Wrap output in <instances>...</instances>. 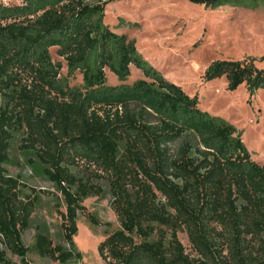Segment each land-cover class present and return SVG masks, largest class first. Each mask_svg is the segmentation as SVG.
Instances as JSON below:
<instances>
[{"label": "trees", "instance_id": "trees-1", "mask_svg": "<svg viewBox=\"0 0 264 264\" xmlns=\"http://www.w3.org/2000/svg\"><path fill=\"white\" fill-rule=\"evenodd\" d=\"M206 7L247 5L259 0H188ZM107 2L23 0L0 3V264H32L23 240L38 194L22 196L24 182L8 173L13 133L24 129L26 147L36 150L43 174L62 195L64 238L55 244L36 235L42 256L66 263L82 257L74 237L79 213L94 224L84 200L101 187L76 176L70 164L83 161L107 177L111 206L121 228L99 244L114 264H264V163L256 161L238 128L200 107L198 96L139 54L134 42L105 22ZM63 57L69 75L79 71L84 88L60 77ZM258 58L217 59L208 79L225 76L228 89L264 87ZM145 79L107 85L108 67L121 80L131 65ZM17 69L27 77L13 76ZM157 118L156 121L151 119ZM176 153L171 143L184 136ZM197 140L195 142L194 140ZM187 231L197 256L179 239ZM171 237L169 252L167 240ZM7 250L20 258L8 256Z\"/></svg>", "mask_w": 264, "mask_h": 264}, {"label": "rangeland", "instance_id": "rangeland-1", "mask_svg": "<svg viewBox=\"0 0 264 264\" xmlns=\"http://www.w3.org/2000/svg\"><path fill=\"white\" fill-rule=\"evenodd\" d=\"M107 2L105 22L117 34H125L137 47L143 59L157 67L171 82L183 87L191 96H198L200 107L214 116L233 123L252 153V157L264 163V87L250 93L246 84L235 90L228 89L225 76L208 79L206 71L217 59L258 58L257 65L264 68V0L247 5L225 4L216 8L206 7L188 0H85L88 4ZM4 5H21L23 0H0ZM16 22L27 24L28 19H9L0 24ZM55 60H62L60 77L70 86L84 88L83 76L77 71L68 74L66 62L51 49ZM13 76H22L13 69ZM107 85L133 84L145 79L144 73L131 65V74L121 80L108 67ZM156 121L157 118L152 116ZM24 129L13 133L10 142L9 162L5 167L9 174L24 182L22 196L38 194V203L30 226L23 233V240L30 247L28 258L32 264H114L104 260L98 250L106 236L121 228L120 220L111 206L112 194L107 177L83 161L70 164L71 171L84 180L101 187V194L92 195L83 202L85 210L93 214L99 224L92 223L80 212L78 234L74 237L82 257H74L66 263L42 256L35 249L36 235L47 234L55 244L69 248L62 228V212L66 211L62 195L55 184L43 174L36 150L26 147ZM192 136H184L171 143L176 153L182 142ZM197 142V140H194ZM179 239L186 251L196 257L187 231L181 228ZM167 248L172 249L171 237ZM0 249H6L0 234ZM13 260L20 258L7 250Z\"/></svg>", "mask_w": 264, "mask_h": 264}]
</instances>
